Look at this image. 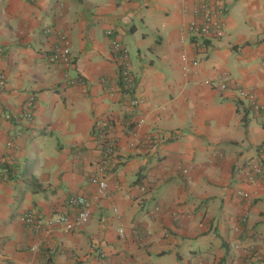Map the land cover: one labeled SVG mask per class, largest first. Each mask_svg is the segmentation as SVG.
<instances>
[{"label":"crops","instance_id":"obj_1","mask_svg":"<svg viewBox=\"0 0 264 264\" xmlns=\"http://www.w3.org/2000/svg\"><path fill=\"white\" fill-rule=\"evenodd\" d=\"M195 1L0 0V264H264V178L251 170L264 165V0H222L225 35L201 46L181 40ZM64 34L69 67L49 59ZM115 38L135 106L118 92ZM183 53L200 61L188 74ZM135 128L160 142L127 149ZM108 146V196L93 199ZM78 194L94 200L81 230L22 218L72 217Z\"/></svg>","mask_w":264,"mask_h":264},{"label":"built area","instance_id":"obj_2","mask_svg":"<svg viewBox=\"0 0 264 264\" xmlns=\"http://www.w3.org/2000/svg\"><path fill=\"white\" fill-rule=\"evenodd\" d=\"M132 1V0H124ZM184 12L188 15L189 19L187 25L181 30V40L191 41L193 45L205 44L209 40L222 38L225 35V15L226 8L222 0H196L192 7L185 5L183 7ZM107 34H112V30H108ZM63 45L57 47L55 51L50 55L49 59L53 62H63L67 67L73 64V57L70 48V41L68 37L64 34L62 35ZM112 46L114 50L119 52V68H120V83L122 84L124 90L121 92L123 97H128L131 100V105H138L143 100L141 98L132 97V90L134 85V75L132 70V64L130 61V55L128 49L121 43V41L115 38L112 41ZM183 65L182 69L185 74H188L195 70L199 66V59L195 56L194 58H189L186 53L182 54ZM67 84L75 85L78 83H83L80 77H70L68 73L65 75ZM4 75L0 73V84H4ZM207 83L211 84L212 80L208 79ZM230 85L227 82H223L219 85L221 90L230 89ZM239 98L247 102L248 105L252 107L253 110L260 111L263 109L256 98V94L251 90H245L238 86ZM111 95H115L116 89L111 87L109 89ZM10 118V115H8ZM146 119L141 116L136 121V126H142ZM160 142V137L157 133H150L140 136L137 128L131 132V138L127 142V149L133 150L137 149L139 146L144 147H154ZM113 151L112 146L107 147V153L103 157L104 165L100 166L99 171L90 176V182L95 186L94 198L100 199L108 196L109 181L106 178L105 171L109 168V163L111 159L108 158L109 153ZM184 173H188L189 170L186 167H181ZM251 170L257 174L259 177L264 178V165L259 163H252ZM239 194L250 196L249 193L244 191H239ZM89 199L86 195L78 194L74 195L69 199V204L77 208V213L74 216H69L68 214L59 215L56 218H42L37 216L34 212H25L23 219L30 223L38 231L52 232L55 228L59 227L65 231L81 230L91 219L93 212V201ZM123 232V229L120 230ZM202 264V263H199Z\"/></svg>","mask_w":264,"mask_h":264},{"label":"trees","instance_id":"obj_3","mask_svg":"<svg viewBox=\"0 0 264 264\" xmlns=\"http://www.w3.org/2000/svg\"><path fill=\"white\" fill-rule=\"evenodd\" d=\"M121 82V81H120ZM119 82V88H118V92H122L124 90L122 84ZM250 106V105H249ZM251 107V106H250ZM252 108V107H251ZM69 200V199H68Z\"/></svg>","mask_w":264,"mask_h":264},{"label":"rangeland","instance_id":"obj_4","mask_svg":"<svg viewBox=\"0 0 264 264\" xmlns=\"http://www.w3.org/2000/svg\"><path fill=\"white\" fill-rule=\"evenodd\" d=\"M131 55H133V54H131Z\"/></svg>","mask_w":264,"mask_h":264}]
</instances>
